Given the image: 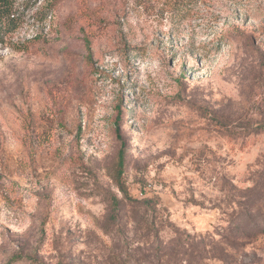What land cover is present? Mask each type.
<instances>
[{"label":"rangeland","instance_id":"374dc122","mask_svg":"<svg viewBox=\"0 0 264 264\" xmlns=\"http://www.w3.org/2000/svg\"><path fill=\"white\" fill-rule=\"evenodd\" d=\"M0 264H264V0H11Z\"/></svg>","mask_w":264,"mask_h":264},{"label":"trees","instance_id":"16d2710c","mask_svg":"<svg viewBox=\"0 0 264 264\" xmlns=\"http://www.w3.org/2000/svg\"><path fill=\"white\" fill-rule=\"evenodd\" d=\"M10 4H11V0H0V11H3L4 9L8 8ZM88 51H89V54L87 58L89 61H92V51H91L90 46H88ZM260 128H262V126ZM124 161H125V151L124 149H122L119 154V166L120 167L124 166ZM123 191H124L125 198L129 200L130 197L128 196V193L125 190ZM119 202L120 201L117 200V203Z\"/></svg>","mask_w":264,"mask_h":264}]
</instances>
